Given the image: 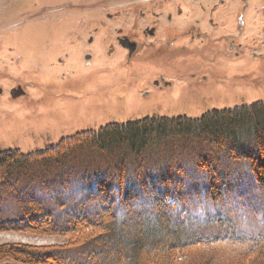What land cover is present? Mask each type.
Segmentation results:
<instances>
[{"label":"rangeland","instance_id":"374dc122","mask_svg":"<svg viewBox=\"0 0 264 264\" xmlns=\"http://www.w3.org/2000/svg\"><path fill=\"white\" fill-rule=\"evenodd\" d=\"M142 1L0 0V94L18 83L25 87L27 94L25 98L18 100L12 99L6 93L0 96V151L12 149L24 155H36L37 152L53 149L50 151V154H53L57 152L55 147L68 142L75 145L74 155L69 161L76 158L85 168L104 169L106 165L110 166V158L94 150L88 141L92 139L93 134L111 124L133 122L147 117L199 119L207 113L264 104V60L252 56L254 51H250L251 56L248 55L247 59L239 60L231 67L227 63L219 64L215 70L218 73L216 76L221 80L202 90H191L187 83L178 77L170 79L174 84L172 88L145 87L144 83L149 77H169L173 73L169 72L166 65L156 61L143 64L128 61L119 52L110 55V40L104 41L108 35H116L115 29L124 18L113 17H118L120 13L126 14L125 11L134 9ZM238 6L244 11L242 1L238 2ZM248 8L247 14L252 12V2ZM108 14L112 18L109 19ZM244 33L250 34L249 31ZM91 37L93 40L90 43L88 40ZM154 145H161L160 141H155ZM154 149L156 150V146ZM67 150L69 149L65 148L64 152ZM62 154L64 153L57 156ZM100 155L107 160L96 162L97 156ZM224 155L225 153L214 152L211 158L216 160ZM217 166L219 168V164ZM27 172L30 173L28 169ZM41 172L42 175L54 177L59 176L63 168L53 166ZM214 172L215 170H211V173ZM257 172L256 179L260 182V171ZM240 178L242 176L233 177L231 180L216 179L211 184L212 188L219 189L218 196L222 194L214 203L218 208H222L219 212L221 220L216 222L215 226L232 224L238 232L236 237L247 235L259 239L264 237V189L256 181L255 186L248 190L229 185ZM221 182L226 184H217ZM204 188L203 185L200 187ZM75 189L76 187H73L72 191L65 193L45 192L47 195L42 192V206L35 204L39 214L37 217L40 220L52 212L56 214V219L52 218L50 224L48 215L46 221L43 220L38 226V229H43L39 232L0 231V247L28 246L60 254L65 251L71 252L72 255L77 254L76 249L82 248L92 228L74 235L66 233L67 226L63 224L64 218L69 215L61 211V206L64 205L65 197L74 195ZM194 189L196 190V187ZM75 200L77 196H73L70 201ZM73 202L69 206L78 209V205H73ZM91 206L96 207L94 204ZM157 208L165 211L163 205ZM191 208L194 209L192 216H184L185 212L175 210L181 218L186 217L181 219L183 227L179 228L185 239L195 232V229L208 234L211 228H205L202 217L208 213L216 216L217 212V208L211 203L196 202L189 206L187 212ZM228 208L230 211H227ZM150 210L155 209L144 205V208L139 210L141 220L138 215V220L132 217L130 220L148 223L153 220L154 214ZM177 214L174 213L173 216V212L169 211V217H175ZM28 218L32 220L30 215ZM69 218H74V215ZM94 219L97 220L96 223L103 220L97 217ZM165 220L168 221L167 218ZM38 222L35 218L27 227L31 224L37 226ZM168 222L173 230L178 229L176 227L180 221ZM80 223L85 225L90 222ZM132 227L131 231L135 233L139 230L137 226ZM78 228L81 229L82 226ZM162 231L163 227L159 232ZM160 236L166 238L165 233ZM231 242L233 243L218 244L212 248L199 247L208 251L206 255L181 247L177 250L168 249L166 253L161 249L150 255L151 262L146 261V264H187L188 257L192 258L191 264H199V261L202 264H253L262 259L261 252L249 254L248 250L244 253L243 244ZM245 242L249 246L252 243L247 240ZM166 258L169 261H166ZM80 262L76 256L69 260L70 264H81ZM0 264L23 263L3 260Z\"/></svg>","mask_w":264,"mask_h":264},{"label":"trees","instance_id":"16d2710c","mask_svg":"<svg viewBox=\"0 0 264 264\" xmlns=\"http://www.w3.org/2000/svg\"><path fill=\"white\" fill-rule=\"evenodd\" d=\"M155 141H160L161 145H154ZM88 142L94 150L110 158L109 167L89 169L81 166L76 158L69 161L74 155L75 145L68 142L55 147L57 152L53 154H50L53 149L37 152L36 155H24L12 149L0 151V231H42L38 226L46 221L48 215L50 224L52 218L56 219V214L52 212L43 219L37 217L35 204L42 206V192L43 195L47 192L65 193L72 191L73 187H76L74 195L65 197L61 206L63 213L74 215V218H64L66 233L74 235L92 228L82 248L76 249L77 254L5 245L0 247V262L70 264L69 260L76 256L81 264H146L150 255L161 249L166 253L168 249L181 247L206 255L208 251L199 247L212 248L235 241L243 244L244 253L248 250L249 254L261 252L262 259L253 264H264L263 236L259 239L247 235L238 238L235 225L215 226L221 220L219 212L222 208L214 203L222 194L218 196L219 189L211 186L216 179L231 180L242 176L229 185L248 190L255 186L256 181L264 189V104L207 113L199 119L147 117L111 124L93 134ZM65 148L69 150L64 152ZM214 152L225 153L227 157L212 159ZM61 153L64 154L58 157ZM102 159L103 156H97L96 162L100 163ZM217 164L222 169L217 168ZM53 166H61L63 172L54 177L42 175L43 169ZM211 170L215 172L211 173ZM256 170L260 171V182L256 179ZM202 185L204 189H200ZM73 196H77L75 202L70 201ZM72 202L79 208H71L69 204ZM196 202L211 203L217 208L216 216L208 213L202 217L205 228H211L208 234L195 229L185 239L179 228L183 227L181 219L186 217L181 218L179 212L192 216L194 209L188 212L187 209ZM144 205L155 209L150 210L154 213L153 220L148 223L130 220L131 217L137 219ZM160 205L165 211L157 208ZM177 209L178 214L175 212ZM169 211L173 212V216L174 213L177 215L169 217ZM29 215L32 220L37 218V226L31 224L27 227L32 222ZM95 217L103 220L96 223ZM107 217L111 219L106 220ZM223 217L226 219L225 214ZM165 218L180 221L178 229L173 230ZM82 221L90 223L79 224ZM80 225L81 229L78 228ZM132 226H137L139 230L136 233L131 231ZM162 227L164 231L159 232ZM163 233L166 238L160 236ZM246 240L252 241L250 246ZM166 261L169 260L166 258ZM188 261L187 264H191L192 258L188 257ZM198 263L202 264L201 261Z\"/></svg>","mask_w":264,"mask_h":264},{"label":"flooded vegetation","instance_id":"af4514ba","mask_svg":"<svg viewBox=\"0 0 264 264\" xmlns=\"http://www.w3.org/2000/svg\"><path fill=\"white\" fill-rule=\"evenodd\" d=\"M241 1L244 11L238 6ZM251 2L252 12L247 14ZM125 13L113 17L124 18L116 35L104 40H110V55L119 52L128 61L143 64L156 61L173 73L149 77L145 87L172 88L170 79L178 77L191 90H202L221 80L215 70L221 63L231 67L247 59L250 51L264 60V0H143ZM24 88L13 84L0 96L25 98Z\"/></svg>","mask_w":264,"mask_h":264},{"label":"water","instance_id":"95a60500","mask_svg":"<svg viewBox=\"0 0 264 264\" xmlns=\"http://www.w3.org/2000/svg\"><path fill=\"white\" fill-rule=\"evenodd\" d=\"M88 59H89V57L86 58V60H88ZM13 96H14V97H17L18 95H17L16 93H14Z\"/></svg>","mask_w":264,"mask_h":264}]
</instances>
